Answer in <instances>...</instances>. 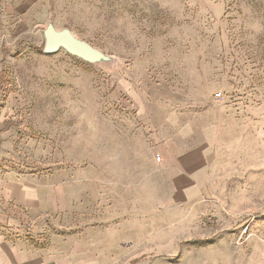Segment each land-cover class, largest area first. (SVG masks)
I'll return each mask as SVG.
<instances>
[{
	"label": "rangeland",
	"instance_id": "rangeland-1",
	"mask_svg": "<svg viewBox=\"0 0 264 264\" xmlns=\"http://www.w3.org/2000/svg\"><path fill=\"white\" fill-rule=\"evenodd\" d=\"M49 20L117 63L43 53ZM168 143L202 148L187 197H166ZM0 151L2 169L57 183L38 244L264 264V0H0Z\"/></svg>",
	"mask_w": 264,
	"mask_h": 264
},
{
	"label": "crops",
	"instance_id": "crops-1",
	"mask_svg": "<svg viewBox=\"0 0 264 264\" xmlns=\"http://www.w3.org/2000/svg\"><path fill=\"white\" fill-rule=\"evenodd\" d=\"M184 133L181 131V136ZM202 152L201 147L185 150L169 143L163 146L159 156L166 197L171 188L184 197L194 192V172ZM3 154L0 151V162ZM58 193L57 183L45 184L0 167V264H99L88 255L86 245L74 244L65 236L50 235L44 244L34 240L43 232L44 217L54 216L62 208Z\"/></svg>",
	"mask_w": 264,
	"mask_h": 264
},
{
	"label": "water",
	"instance_id": "water-1",
	"mask_svg": "<svg viewBox=\"0 0 264 264\" xmlns=\"http://www.w3.org/2000/svg\"><path fill=\"white\" fill-rule=\"evenodd\" d=\"M43 53L54 54L60 50L91 65L110 66L117 63L115 55L102 51L87 40L77 36L70 28H57L51 20L42 29Z\"/></svg>",
	"mask_w": 264,
	"mask_h": 264
}]
</instances>
